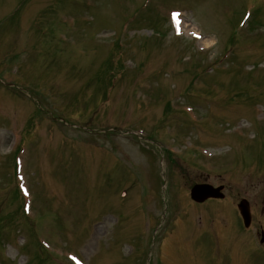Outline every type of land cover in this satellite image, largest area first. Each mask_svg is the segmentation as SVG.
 Listing matches in <instances>:
<instances>
[{
	"label": "rangeland",
	"instance_id": "obj_1",
	"mask_svg": "<svg viewBox=\"0 0 264 264\" xmlns=\"http://www.w3.org/2000/svg\"><path fill=\"white\" fill-rule=\"evenodd\" d=\"M144 1L0 0V264H264V0Z\"/></svg>",
	"mask_w": 264,
	"mask_h": 264
},
{
	"label": "water",
	"instance_id": "obj_2",
	"mask_svg": "<svg viewBox=\"0 0 264 264\" xmlns=\"http://www.w3.org/2000/svg\"><path fill=\"white\" fill-rule=\"evenodd\" d=\"M220 195L217 194V191L213 190L211 187L208 186H201V187H196L192 191V197L197 200V201H202L208 197H219ZM244 206L241 205L240 209L242 213L244 214Z\"/></svg>",
	"mask_w": 264,
	"mask_h": 264
},
{
	"label": "bare ground",
	"instance_id": "obj_3",
	"mask_svg": "<svg viewBox=\"0 0 264 264\" xmlns=\"http://www.w3.org/2000/svg\"><path fill=\"white\" fill-rule=\"evenodd\" d=\"M188 27H190L189 24H188ZM207 42H208L207 44H209V45H210V44H213L212 41H208V40H207ZM210 42H211V43H210Z\"/></svg>",
	"mask_w": 264,
	"mask_h": 264
}]
</instances>
